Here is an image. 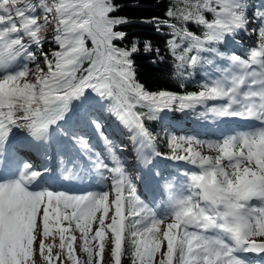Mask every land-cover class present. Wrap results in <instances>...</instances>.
<instances>
[{
    "label": "snow or ice",
    "instance_id": "1",
    "mask_svg": "<svg viewBox=\"0 0 264 264\" xmlns=\"http://www.w3.org/2000/svg\"><path fill=\"white\" fill-rule=\"evenodd\" d=\"M246 5L247 0H175L163 16L134 20L116 15L122 5L114 0H0V68L18 57L25 61L20 70L0 76V144L13 127L46 136L86 90L108 101L105 110L133 131V140L142 137V146L154 155L160 153L143 122L163 110L223 100L208 106L207 114L261 123L219 141L169 137L167 158L198 172L186 174L190 195H169L173 211L162 218L139 199L118 166L103 165L111 182L107 191L70 195L28 191L40 173L25 163L17 179L0 182V264H105L106 255L109 264H123L129 250L131 264H246L238 251L264 254V11L256 13L258 41L244 58L229 55L227 66L220 67L201 55L224 56L215 45L225 35L247 30ZM134 22L167 33L164 49L181 88L195 67L212 65L217 75L199 84L198 92L149 91L138 82L135 59L143 53L157 64L165 55L150 40L141 48L136 37L117 46L129 40L117 29ZM49 28L56 46L51 53L43 50ZM91 123L100 132L101 125ZM72 140L82 151L88 148L85 137ZM195 145L217 154L203 155ZM163 186L170 188L167 182ZM49 239L53 242L46 243Z\"/></svg>",
    "mask_w": 264,
    "mask_h": 264
},
{
    "label": "trees",
    "instance_id": "2",
    "mask_svg": "<svg viewBox=\"0 0 264 264\" xmlns=\"http://www.w3.org/2000/svg\"><path fill=\"white\" fill-rule=\"evenodd\" d=\"M175 2V0H160L156 3L155 0H141V3L133 7L131 3H135V0H114V3L121 4V8L115 13L116 15H125L129 19L139 20L140 16H163L168 4ZM262 4V0H247L245 8V15L248 18L246 29H239L234 34L225 35L222 41L218 42L215 47L218 53L224 55H237L242 58L246 56V50L254 47L258 41V36L255 35L256 29V13L262 11L259 5ZM210 18V16H209ZM191 31L202 34V29L195 25L190 24ZM45 33L46 41L43 45V50L51 53L55 50L56 46L51 41V33L48 31ZM117 30L127 32L129 40L124 42H116L118 47H125L130 42V39L136 37L141 42V48L143 42L150 40L153 47H159L162 50V54L165 55V59L157 64L149 63L150 55L145 56L143 53L137 55L135 59L136 63V77L146 89L152 92L159 90H168L177 94H187L192 92H198L200 90L199 84L207 82L217 74L212 70V65H202L191 69V76L184 80V87H180V83L177 79L173 78L175 69L173 67L174 62L172 58L168 56V53L164 49L166 40L168 38L167 33H157L153 30L151 25L141 24L134 22L127 25H121ZM167 31V29L165 30ZM90 46V45H89ZM35 48L33 47V51ZM39 55V53H37ZM201 55L208 57L212 60L214 65L224 67L220 58L215 53H202ZM25 61L22 57H18L14 61H10L8 65L23 67ZM31 66V65H30ZM43 67V62L41 61ZM109 102L102 100L96 94L90 92L78 100V102L72 105L71 117L72 123L70 126L60 125L57 129V135L66 137V151L77 152L75 146H77L72 140V136L85 137L88 147L92 153L99 152L98 148L102 146L99 138L101 133L104 139L108 142V146L113 151L120 161L122 166L127 171L128 175L132 176V170L128 159L136 163V165L142 169L145 173L152 171L155 175L153 184L156 189V193L160 195L161 190H165L164 184L169 179L176 176L177 172H183L181 167L174 166L172 160L167 156L171 155V150L168 147V140L163 138L165 130L170 128L172 130V136L177 137L176 130L179 123L188 124L191 127H201L205 124V119L208 118L206 112L207 107L212 105H218L219 100L209 101L207 105L197 106L190 110H163L170 122L167 125H160L156 119H145L144 126L149 133L155 138L154 143L156 151L160 155H153L151 148L142 146L143 138L137 136L135 140L132 139L133 131H130L116 116L106 111V106ZM205 112V116H201L200 113ZM96 120L100 125V132H97L96 128L92 125L91 121ZM114 125L115 133L111 131L109 125ZM19 137L25 139L28 135L25 132H20ZM187 145H184L186 147ZM12 148L15 146L12 145ZM108 164V161H105ZM135 187V182L131 183ZM167 215V214H165ZM79 237L80 233L76 232ZM130 251L123 258V264H131ZM80 258L84 259V255L79 253ZM105 264H109V258L105 256Z\"/></svg>",
    "mask_w": 264,
    "mask_h": 264
},
{
    "label": "rangeland",
    "instance_id": "3",
    "mask_svg": "<svg viewBox=\"0 0 264 264\" xmlns=\"http://www.w3.org/2000/svg\"><path fill=\"white\" fill-rule=\"evenodd\" d=\"M48 33H51V31L49 30ZM222 61L224 63H226L228 60L226 59V56H224L222 58ZM228 63H226L227 65ZM13 70H11L9 68V66H6L5 68H0V75H4L6 73H10ZM14 71H18V69H14ZM243 90V89H242ZM222 104L226 103L223 100ZM221 103L219 105H222ZM70 115L69 112L66 114L65 119H63V122H70ZM159 120H162V122H167L169 121V119L166 117L159 116L157 117ZM208 120L207 125L201 128H188V124H183L180 125V130H178V134L177 137H194L196 139L199 140H204V141H219L222 140L223 138L226 137V133L225 130L227 128V124H228V120L229 117L225 116V117H217L214 118L211 115L206 119ZM212 122H216L217 124H219L220 126L218 127V129L215 131V133H210V129H209V124ZM112 130H115V126L110 125ZM20 132H27L29 134V132L23 128V127H13L11 129V131L9 132L7 139L9 142H12V140L15 139L16 135ZM172 131L170 129L165 130L164 134H163V138L165 140L169 139V137H171V133ZM30 135V134H29ZM49 137L52 138L53 140V144H54V160L52 159H48L49 162L46 163L47 160H45L42 157H39L37 160V163H35V161H33L34 165L33 168L36 170H39L40 172H43V170L45 168H48V173L52 172L53 170L55 171V174L58 175V173L61 171L65 172L68 176V179L66 180V182L63 183H59L60 186V191L58 192H63L66 194H70V195H75L72 191H71V187H77L76 189L78 190V187H87L88 192L87 193H103L105 191L108 190V188H110L111 182L105 178V176L103 175V169L100 166L99 163L97 164H93L91 162H85L87 165L84 167H79V164L77 163L78 161H70V163H68L64 157H62L63 155V143H62V139L57 138L54 134L50 133ZM48 139V135L45 137H33L32 135H30V140L29 142H31V144H29V149L32 148L33 145H35V147H41L43 146V143ZM4 140V141H6ZM58 142L59 147L56 146L55 142ZM103 144L105 145L106 143L103 142ZM22 144H20L21 146ZM57 148H56V147ZM106 148V147H105ZM195 149L196 151L201 152L203 155H210V156H215L217 153L215 152V150L209 149L206 145L205 146H201V145H195ZM1 150V148H0ZM107 150V155L110 156L111 158L113 157V154L106 148ZM59 153V154H58ZM85 160V158H84ZM53 161V162H52ZM112 161L115 163V166L117 165L116 161H114L112 159ZM52 162V163H51ZM175 164H179L181 165L183 168L187 169V171L191 174L194 172H198V169L195 168L193 165L188 164L185 161L179 162V161H174ZM44 165V166H43ZM117 167V166H116ZM132 168H133V177L137 183V190H136V194L138 193L139 196L141 195L143 197V199H140L147 207H150L151 210H154V212H157L158 214H161L160 212V208H161V199L155 201L156 203L154 204H148L146 201H144L145 197H152L153 195L151 194V184H150V180L149 177L147 176H143L141 175V172L137 169L136 165L133 163L132 164ZM124 174V173H123ZM59 179V178H58ZM177 181L171 185L170 190H169V194L174 195L177 198H182L184 196H188L190 195L189 193V188L187 182H188V177L186 175V173H182L179 174L177 177ZM66 183H69L70 186H67ZM189 183V182H188ZM33 184V183H32ZM73 184V185H72ZM31 185V183L29 184ZM78 195V193L76 194ZM168 206L169 209L171 210V212L173 211L172 207H171V201L169 200L168 202ZM156 214V213H155ZM75 235L77 234L76 232L74 233ZM53 242L52 239H49L46 241V243H50ZM55 243H59L58 237L55 239L54 241Z\"/></svg>",
    "mask_w": 264,
    "mask_h": 264
},
{
    "label": "bare ground",
    "instance_id": "4",
    "mask_svg": "<svg viewBox=\"0 0 264 264\" xmlns=\"http://www.w3.org/2000/svg\"><path fill=\"white\" fill-rule=\"evenodd\" d=\"M259 240V238H256ZM238 257L246 262V264H264V256L259 254H254L252 252L238 251L236 253Z\"/></svg>",
    "mask_w": 264,
    "mask_h": 264
}]
</instances>
